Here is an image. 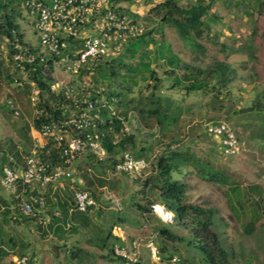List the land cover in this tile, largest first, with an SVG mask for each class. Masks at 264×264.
Segmentation results:
<instances>
[{
  "label": "rangeland",
  "instance_id": "obj_1",
  "mask_svg": "<svg viewBox=\"0 0 264 264\" xmlns=\"http://www.w3.org/2000/svg\"><path fill=\"white\" fill-rule=\"evenodd\" d=\"M159 1L162 0H132L130 7L135 13L131 12L130 15L138 14L143 18L144 15H148V8L154 2ZM192 1L177 0L178 4L182 6ZM15 3L16 6H19L22 14L18 21L24 39L28 45L36 47L37 39L32 28V17L26 14L22 3L21 5H18L19 1ZM211 11L215 15V18L209 20L212 34L211 36L204 35L199 39L203 47L202 51H193L186 46L170 22L159 24L151 18L153 15L147 19L144 18L146 28H155L152 36L157 42L156 45L149 44L143 48L147 51L151 50L147 52L151 60L150 65L161 77L160 86L155 92L159 93L163 99H169L171 105L169 113L176 118V121H171L164 127L157 124L154 116L140 111L141 107H147L146 97L152 91L150 85L153 80L149 78L148 72L140 66L139 52L134 57H129L127 56L128 52L123 48L118 55L111 53L108 55L109 57L124 56L123 62L131 68L137 69L136 71L127 70V66L117 64L115 65L116 76L110 79L100 78L92 69L89 74L84 72L82 76L69 81L84 89L92 83L93 86L110 87L121 93L123 102L128 101L125 106L127 118L124 121V130L134 134L137 147L140 144L149 147L142 156L148 160L147 167L138 178H130L123 173L112 175L109 167L101 170V167L97 165L96 170L90 166L91 162L95 160L86 155L87 151L78 154L73 163L74 175L79 182L78 187L89 191L93 190L96 195L92 212L87 214L90 220L88 225L79 224L84 228L81 227L80 231L78 229L67 230L65 239H58L50 235L46 223L43 222L47 215L46 210H38L35 212L37 216L31 214L33 218H28L29 216L24 218L18 215V213H22L19 207V210L16 211L18 218L16 223L10 221L7 224L0 220V231H7L16 241V246L12 250L10 248L11 252L0 259V264H15L14 257L23 249L20 242H25L24 252L36 255L42 264H120L116 258L97 256V249L90 248L87 241L91 236L92 241H98L102 234L101 230L104 229L105 232L108 225L114 221L123 230L122 232L129 242L136 237H142L146 241L151 239L157 247L159 240L156 236L151 237V235L154 232L153 228L159 225L162 220L160 221L153 212L150 214L140 212L130 201L134 199L140 202L145 201L141 191L143 181L148 175L155 172L153 167L155 158L166 149L168 143H171L170 148L187 151L186 154L196 157L201 162L209 161L215 168L224 169L238 188H247L250 184H258L264 189V126L262 119L248 112H238V110L251 105L256 92L264 89V0L260 3L258 0H215ZM161 21H164V17L161 18ZM159 43L179 56L181 62H187L197 67L206 68L217 60L229 63L235 70L231 81L226 87L221 88L217 98L213 96L216 90L186 92L181 86L185 83L183 81L179 87H172L173 75L164 72L166 67L160 64V60L157 62L153 60ZM250 44L253 48L252 54L244 48V45ZM234 48L239 50L233 51ZM0 61L2 63L0 150L17 147L22 151L23 161L34 142V136H32L34 109L31 101V97L35 96L34 87L32 85L28 93H23L22 85L27 79L26 73L16 68L8 54L5 40L0 43ZM182 72V68L176 69L178 76H181ZM18 77L20 81L17 80ZM62 78L66 82L70 76L62 77L61 75ZM104 98L105 93H102L101 99ZM7 99L13 100L18 114L10 111L8 106L5 107L4 102ZM117 99L118 97H115L114 108L120 111L123 106L118 103ZM162 102L165 103L166 100H162ZM212 120L227 122L234 133L245 141V150L238 155H224L217 139L204 131V124ZM26 127L30 128L29 139L23 135V130ZM120 155L118 153L115 159H118ZM83 174L93 180V185L89 189L86 187ZM173 176L186 183V201L217 209L216 230L232 254L228 264H264V216L261 213L264 208V198L260 200L259 211L254 212L255 205L245 201L242 196L239 200L243 204L241 213L237 199L234 198L231 190H227L226 186L222 184L209 182L199 177L193 167L184 166L180 172L175 171ZM99 179H102L103 183H100ZM69 180L65 179L63 182L68 184L67 191L72 195L74 189L78 187ZM0 194L9 202L13 200L16 207L19 206L16 194H12L1 184ZM252 195L259 200L256 193ZM234 207L238 208V213ZM121 219L123 220L120 221ZM249 220L253 221V228L250 232L246 225ZM162 223L170 224L163 221ZM170 227L179 234L188 232L184 227L174 222L170 224ZM42 229L45 231L44 233H42ZM118 230L117 226H113L112 233H120ZM6 236L7 234L3 238L6 239ZM62 242L65 243L64 246H56V243ZM169 244L176 251L173 254L176 259L175 264H178L183 257H189L192 264H203L198 252L184 243L170 242ZM75 246L86 249L88 253H82L81 260L71 262L69 253ZM4 247L9 248V245ZM140 248L144 251L141 264H157L150 257L148 249L142 246ZM98 251L99 253L110 252L107 249Z\"/></svg>",
  "mask_w": 264,
  "mask_h": 264
},
{
  "label": "trees",
  "instance_id": "obj_2",
  "mask_svg": "<svg viewBox=\"0 0 264 264\" xmlns=\"http://www.w3.org/2000/svg\"><path fill=\"white\" fill-rule=\"evenodd\" d=\"M16 1H19L18 5H21V3L23 4L25 0H0V43L2 40L6 41V48H8V54L11 59L13 43L15 41L23 44L26 43L18 21V18L22 14L19 10V6H16ZM258 1L259 3L262 2V0ZM128 2L131 3L132 0H128ZM214 3L215 0H193L192 2L182 6L178 4L177 0H162L154 2L148 8V15H144L142 19L145 23L144 18L147 19L150 15H153L151 18L159 24L167 21L170 22L176 28L177 33L182 38L186 46L193 51H202L203 47L199 39L204 35L211 36L212 34L209 20L215 18V15L211 11ZM138 17L139 16L137 14H133L132 16L133 19ZM162 17H164V21H161ZM154 30V27L146 28L145 25L143 33L138 37L128 40V42L124 45V49L128 52L127 56L129 57H134L135 54L139 52L138 56L140 58V66L148 72L149 78L153 80L150 85L152 91L146 97L148 101L147 107H141L140 111L150 116H154L157 124L164 127L171 121H176V118L174 115L169 113L171 110L169 99H163L159 93L155 92L160 86L161 77L156 74L150 65L151 60L147 52H150L151 50L147 51V49H143L149 44L156 45L157 42L152 36ZM244 48L252 54L253 48L251 44L244 45ZM236 50L239 49H233V51ZM123 57L124 56L104 58L97 61V63L95 62L96 64H93L90 70L87 69L84 72L89 74L90 71L94 69L100 78L110 79L116 76L117 72L115 65L117 64L119 66H127V70L136 71L137 69H133L123 62ZM153 60L155 62L160 60V64L166 67H164V72L166 74L173 75L174 80L171 84L172 87H179L183 81L185 83L181 86L186 90V92L195 90L208 92L216 90L213 93L214 98H217L218 92L221 91V88L226 87L231 81L233 72L235 71L231 65L225 61H214L206 68L197 67L187 62H181L179 56L174 54L169 48L163 47L162 43H159L156 47ZM1 65L2 63L0 61V75L2 74ZM179 67L183 69L181 76L176 74V69ZM52 71L53 65L49 56L45 63L38 59L31 63H24V72L26 73L27 79L22 85L23 93H28L29 89H31V86L33 85V93L35 95L33 96L34 100H31L34 109L32 129H39L44 123H60L69 117L70 110L74 107L71 99L66 98L63 93L51 90L50 85L55 80L52 76ZM82 75L83 74H79L78 77ZM10 80L12 79L10 78ZM17 80L20 81L19 77ZM98 88L99 86H93L91 83V85L75 94L76 96H85L91 100H95V104L101 107L100 120L96 123V130L99 134L100 143L107 152V157L99 160L96 159L92 153L87 151L86 155L90 159L95 160L94 162H91L90 166L94 169L97 168V165L101 167V170L102 168L105 170V167H109L111 169L118 160L115 159V156L124 151L130 152L132 155L134 154L133 156L136 158H144L142 156L149 147L144 146L143 144H140V146L137 147L134 134L130 132L127 133L124 130V121L127 118V109L125 106H127L128 101L123 102L121 93L114 91L110 87H102V90L99 93H96ZM102 93H105V99L112 104H114L112 99L118 97L117 101L123 106V109L120 111L115 109V113L111 114L110 110L106 106L101 105L100 98ZM162 100H166V102L163 103ZM4 104L6 107V101ZM10 111L14 113V110L11 108ZM238 112H248L249 114H253L257 117L259 116L262 119V124L264 126V89L256 92L251 105L238 110ZM23 131L24 137L29 139L30 128L26 127ZM41 142L44 143V146L40 148L38 152L40 161L46 164L48 169L61 164L62 159L59 157V147H57L50 139L47 140L42 138ZM170 146L171 143H168L166 145V149L161 151V153L156 156L153 163L155 172L148 175L143 181L141 191L144 194L145 201L140 202L137 199L130 201V203L140 210V212H146L148 214L152 213L151 205L153 203L157 202L164 205L166 209L171 211L173 214V221L170 222V224L174 222L188 231L187 234H179L170 227V224H163L159 218L161 223L153 228L156 233V237L159 240L157 243V250L160 261L157 262V264H172L171 258L176 251L174 248L170 247V242H182L189 248L195 250L200 255V259L203 264H228L231 260L232 254L224 245L220 233L216 230L215 219L217 209L211 206H204L186 201L187 185L183 180L174 177L173 173L175 171L180 172L184 166H191L195 169V173L199 177L209 182L219 183L226 186V189L231 190L234 198L237 199L239 212L241 213L243 212V204L239 200L242 196H244L243 198L245 201L255 205L254 212L259 211L261 205L260 200L261 198H264V189L258 184H250L247 188H238L224 169L215 168L209 161L201 162L196 157L186 154L185 152L187 151L170 148ZM33 149L34 142L33 147L30 151H27V155L24 157L23 161L22 151L18 150L17 147L0 150V173L3 165L5 164L11 166L13 165V162H15L16 165L24 167L25 159L32 154ZM9 156L12 158V161L8 160ZM145 160L148 161L147 159ZM82 176L86 187L88 189L91 188L93 180L88 178L85 174ZM99 181L100 183H103L102 179H99ZM69 182L76 184L77 187L79 186V182L75 178L74 174L73 178L70 179ZM50 183L46 186L50 185ZM67 186L61 196H59L57 192L53 195L51 192L52 189L49 187L42 192H38L36 186L33 189L25 188L24 190L20 184H18L17 187V192L22 195L28 196L32 194L35 197H41L43 199L44 203L42 207H40L37 202L32 203L31 214H35L38 210H46L49 217V221L46 223L47 231H52V234L56 238L63 240L68 232L67 230L76 229V226L74 225L69 229L64 227L66 225L67 218L70 217L71 219L81 223L84 222L83 224H85V222L88 224L90 220L87 214L91 213L93 208V206H91L85 211L76 210L73 201V193L72 195L68 193ZM76 189L87 190L79 187ZM249 192L252 194L256 193L259 196V200L254 198V196ZM89 193L93 198H96L93 190L89 191ZM64 194L66 195L65 197ZM54 196L55 199L53 198ZM229 199L231 198L229 197ZM234 208L238 213V208ZM18 210L19 206L16 207L13 200L9 202L7 198L0 194V220L2 223L8 224L10 221L16 223L18 220L16 211ZM261 213L264 216V208ZM31 214L18 213L19 216H23L24 218L27 216H29L28 218H33ZM34 216H37V214ZM116 218H119V216H116ZM122 220L123 219L120 221ZM246 225L248 232H250L253 228V221H247ZM113 226H118L116 221L109 224L105 229V232L104 229L101 230L102 234L98 238V241H92V236L89 237L87 241L91 246L98 250H110V252H101L99 254L101 258H116L120 262L118 257L113 256L112 248L115 244L122 245L124 242L118 235H114L112 233ZM44 232L45 231L42 229V233ZM3 234H7L6 239L3 238ZM24 243L25 242H20L23 249L18 255L28 253L24 252ZM6 245H9V248L4 247ZM64 245V242L60 244L56 243V246ZM15 246L16 241L13 239V236L7 233V231H0V259L8 255L11 252L9 251L10 248L12 250ZM82 253L85 254L88 253V251L80 246H75L70 250L69 255L71 259L81 260L80 255H82ZM28 254L31 256L34 255L31 253ZM134 264H139V261L137 260ZM178 264H192V262H190L189 257H183Z\"/></svg>",
  "mask_w": 264,
  "mask_h": 264
},
{
  "label": "built area",
  "instance_id": "obj_3",
  "mask_svg": "<svg viewBox=\"0 0 264 264\" xmlns=\"http://www.w3.org/2000/svg\"><path fill=\"white\" fill-rule=\"evenodd\" d=\"M128 0H25L23 8L32 17V28L37 39V46L27 43H13L12 60L19 71L24 72V63H31L37 59L46 62L52 60L54 77L50 85L51 90L63 93L71 99L73 108L69 117L60 123H44L39 129H33L34 149L25 159L24 167L13 162V165H3L0 184L12 194H16L18 205L25 214L32 213V203L43 206V199L30 194L28 196L17 192L18 184L33 189L35 186L46 188L50 182L72 179L73 163L78 154L89 151L96 159H104L107 152L99 140L96 123L100 120V108L95 100L75 94L84 88L72 84L79 74L95 64V62L109 57V53L118 55L128 40L140 36L145 23L141 16L133 19ZM61 74L59 75V73ZM70 76L68 81L61 79ZM87 87V86H86ZM99 87L96 93H99ZM34 100V97H31ZM115 99H112L114 102ZM102 106H106L111 114L115 113L114 104L105 98L101 99ZM7 106L18 114L13 100H6ZM204 131L217 139L224 155H238L246 148L243 139L236 136L232 127L225 121L212 120L204 124ZM52 140L59 147V157L62 163L48 169L39 159V150L44 146L41 139ZM9 161L12 158L8 157ZM144 158H136L130 152L121 153L114 167L110 169L112 175L123 173L130 178H138L147 167ZM75 209L85 211L95 205V200L87 190L73 191ZM152 212L163 222H172L173 214L160 203L151 205ZM118 235L123 244H115L112 254L120 259V264H134L137 261L138 241L129 242L124 237L123 230L118 227ZM156 236L153 232L151 237ZM150 256L154 262L160 257L157 247L151 239L146 241ZM15 264H42L36 255L22 254L14 257ZM175 258L171 259L175 264Z\"/></svg>",
  "mask_w": 264,
  "mask_h": 264
},
{
  "label": "crops",
  "instance_id": "obj_4",
  "mask_svg": "<svg viewBox=\"0 0 264 264\" xmlns=\"http://www.w3.org/2000/svg\"><path fill=\"white\" fill-rule=\"evenodd\" d=\"M33 132V131H32ZM33 134V133H32ZM68 185V184H67ZM66 183L65 182H63V180H59V181H57V182H53V183H50V185H48V186H46V188H44V189H41L40 187H38V186H36V189H37V191L38 192H42V191H45L46 189H47V187H49V188H51L52 190H51V192L53 193V195H54V193L55 192H57L58 193V195L59 196H61V195H63V191H65L66 190ZM54 199H55V196L53 197ZM12 206H14V205H12ZM49 221V217H48V215H46V217L43 219V222L44 223H47ZM84 223V222H83ZM83 223H81V222H79V221H76V220H74V219H71L70 217H68L67 218V222H66V225L64 226L65 228H70V227H72L73 225L74 226H76V230L78 229L79 231L81 230V227L82 226H84V224ZM79 224H81V225H79ZM85 224H86V222H85ZM88 225V224H87ZM117 227H119V226H117ZM82 228H84V227H82ZM120 228V227H119ZM84 232V231H83ZM124 233V232H123ZM50 235L51 236H54L53 234H52V231H50ZM124 237H126L125 235H124ZM140 237H136L135 239H133V240H136V241H138V246H137V251H138V253H137V260L139 261V264H141V259H142V256L144 255V251L142 250V248H140V246H142L143 248H146V249H148L149 250V248L146 246V240H144V238H140ZM126 240H127V238H126ZM90 248H94L93 246H89ZM96 249V248H95ZM97 256H99L98 254H100L99 253V251H98V249H97ZM149 253H150V251H149ZM100 257V256H99ZM151 257V256H150ZM75 260H77V259H69V261H71V262H74ZM81 262V261H80ZM157 263V262H156ZM71 264V263H70Z\"/></svg>",
  "mask_w": 264,
  "mask_h": 264
}]
</instances>
